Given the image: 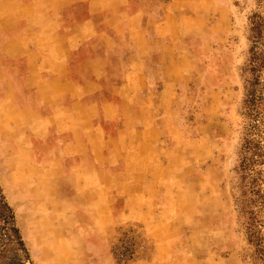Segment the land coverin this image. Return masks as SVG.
Here are the masks:
<instances>
[{
  "label": "crops",
  "instance_id": "1",
  "mask_svg": "<svg viewBox=\"0 0 264 264\" xmlns=\"http://www.w3.org/2000/svg\"><path fill=\"white\" fill-rule=\"evenodd\" d=\"M186 4L158 20L143 0H0V156L28 176L18 192L45 201L31 211L40 250L108 264L90 256L131 223L154 243L147 264H196L177 249L195 235L178 225L196 201L175 213L187 178L176 105L196 33Z\"/></svg>",
  "mask_w": 264,
  "mask_h": 264
},
{
  "label": "rangeland",
  "instance_id": "2",
  "mask_svg": "<svg viewBox=\"0 0 264 264\" xmlns=\"http://www.w3.org/2000/svg\"><path fill=\"white\" fill-rule=\"evenodd\" d=\"M171 2L187 5L186 0H143V5L160 20ZM188 4L192 7L189 17L194 21L196 33L184 42L191 54L182 64L186 79L180 85L176 105V121L186 139L182 158L176 163L183 169L182 177L187 178L178 187L182 197L175 213L183 217L184 208L194 201L196 212L191 207L189 224L182 221L178 225L181 236L188 227L195 232L193 239L179 240L178 254L196 264H242L240 252L246 241L238 232L234 194L238 192L237 168L247 123L242 115L247 76L243 71L253 40L248 24L254 13L261 12L264 16V1L188 0ZM4 80L0 69V102H4ZM15 161L0 156V186L14 209L33 264H79L82 258L70 255L65 249H39L44 238H33V229L38 226L43 229L44 222L31 211L39 208L44 212L46 204L18 192V183L28 176L18 173V169L14 173V164L19 163ZM189 190L195 192V197L183 196ZM241 190L246 191V187ZM103 249L100 257L91 255L90 261L147 264L155 253L151 236L141 226L131 223L113 227L104 238Z\"/></svg>",
  "mask_w": 264,
  "mask_h": 264
},
{
  "label": "trees",
  "instance_id": "3",
  "mask_svg": "<svg viewBox=\"0 0 264 264\" xmlns=\"http://www.w3.org/2000/svg\"><path fill=\"white\" fill-rule=\"evenodd\" d=\"M260 13H254L248 24L253 40L243 71L247 76L241 101L242 115L247 123L240 145L238 192L234 194L238 232L246 241L240 252L242 264H264V16ZM242 187H246V191H242ZM0 264H33L14 209L7 202L1 186Z\"/></svg>",
  "mask_w": 264,
  "mask_h": 264
}]
</instances>
